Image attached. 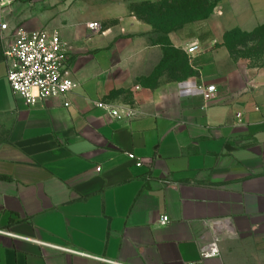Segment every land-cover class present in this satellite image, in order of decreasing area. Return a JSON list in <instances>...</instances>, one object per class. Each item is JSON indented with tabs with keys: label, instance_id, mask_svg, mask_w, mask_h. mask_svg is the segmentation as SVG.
I'll list each match as a JSON object with an SVG mask.
<instances>
[{
	"label": "crops",
	"instance_id": "1",
	"mask_svg": "<svg viewBox=\"0 0 264 264\" xmlns=\"http://www.w3.org/2000/svg\"><path fill=\"white\" fill-rule=\"evenodd\" d=\"M4 4L0 230L11 234L0 232V264H113L57 247L117 264H264V63L225 42L264 24V0H219L168 32L158 28L165 9L141 16L132 0H89V15L57 24ZM20 21L60 31L79 83L66 97L30 106L12 91L3 51ZM94 21L103 33L88 28ZM193 42L201 50L189 55ZM176 52L189 75L174 77ZM127 97L133 117L96 106ZM215 237L219 254L203 259Z\"/></svg>",
	"mask_w": 264,
	"mask_h": 264
},
{
	"label": "built area",
	"instance_id": "2",
	"mask_svg": "<svg viewBox=\"0 0 264 264\" xmlns=\"http://www.w3.org/2000/svg\"><path fill=\"white\" fill-rule=\"evenodd\" d=\"M18 0H0V18H5V2L13 3ZM9 28V23H1L3 33ZM88 28L96 33H103L102 24L94 21L88 24ZM5 34H3L4 36ZM8 42L4 44V59L8 65V80L15 95L23 98L30 106L42 103L49 97H66L78 87L79 83L67 74L68 51L67 43L62 39L58 29L43 27L37 30H27L22 26H16L12 31ZM200 46L193 42L187 49L189 55L199 52ZM216 86L211 85L204 88V99L211 101L216 93ZM66 106L69 102L65 103ZM96 106L107 111L110 115L122 119L133 117L134 109L129 106L118 107L107 101H98ZM241 116V115H240ZM128 156L141 167L143 160L135 153L130 152ZM100 171L101 168L99 167ZM170 221L168 215L161 218L162 224ZM2 233H8L0 230ZM11 234V233H8ZM62 250L93 257L98 260L113 261L102 257L89 255L82 251H75L62 247ZM220 252L218 238L201 251L203 259L216 256ZM197 264V263H194Z\"/></svg>",
	"mask_w": 264,
	"mask_h": 264
},
{
	"label": "rangeland",
	"instance_id": "3",
	"mask_svg": "<svg viewBox=\"0 0 264 264\" xmlns=\"http://www.w3.org/2000/svg\"><path fill=\"white\" fill-rule=\"evenodd\" d=\"M132 8L137 11L141 16H147L150 14L152 6L149 3L154 1L160 4L162 0H132ZM219 0H208L209 3H214ZM16 2L23 3L26 7L25 14L28 17L31 16L32 20L36 16L39 18L38 14L41 13L44 18H47L49 21H54V24L61 23V20L66 19V15L68 18L72 19L73 17H85L89 15L90 11L86 7L89 0H18ZM154 5V4H153ZM46 15V16H44ZM54 18H53V17ZM53 18V19H52ZM24 22L20 21L18 26H22ZM101 23V22H100ZM102 24L103 31L105 30V24ZM39 25V24H38ZM37 23L30 25V27L38 26ZM55 26V25H54ZM41 27H50V24L43 25ZM40 27V28H41ZM52 27V26H51ZM38 29V28H37ZM262 35L259 36H248L245 40L239 38L235 40H231L230 45L233 48V53L236 57H242L252 65H261L264 63V40H262ZM173 54V53H172ZM172 66L175 67V70L172 69V73L174 77L189 75L191 70L186 64V58L181 53H174L171 58ZM118 94V92H115ZM126 101H129V97ZM127 106L134 109V105L132 102H128Z\"/></svg>",
	"mask_w": 264,
	"mask_h": 264
},
{
	"label": "trees",
	"instance_id": "4",
	"mask_svg": "<svg viewBox=\"0 0 264 264\" xmlns=\"http://www.w3.org/2000/svg\"><path fill=\"white\" fill-rule=\"evenodd\" d=\"M150 4V3H149ZM216 2L209 3L208 0H170V2H161L158 5L150 6V13L160 12L161 9H165L164 17L168 25H160L158 28L160 30H165L166 32L182 26L184 23L201 20L207 18L213 11ZM259 36L262 35V40H264V24L258 26L252 32H244L239 29L232 30L228 32L225 36V42L233 53V48L230 45L231 40L243 39L245 40L248 36ZM186 64L189 67V60L186 58Z\"/></svg>",
	"mask_w": 264,
	"mask_h": 264
}]
</instances>
